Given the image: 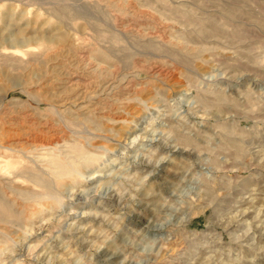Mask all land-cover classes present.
I'll list each match as a JSON object with an SVG mask.
<instances>
[{"label": "rangeland", "instance_id": "rangeland-1", "mask_svg": "<svg viewBox=\"0 0 264 264\" xmlns=\"http://www.w3.org/2000/svg\"><path fill=\"white\" fill-rule=\"evenodd\" d=\"M0 264H264V0H0Z\"/></svg>", "mask_w": 264, "mask_h": 264}]
</instances>
